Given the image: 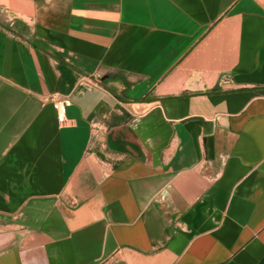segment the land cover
<instances>
[{"label":"crops","instance_id":"obj_1","mask_svg":"<svg viewBox=\"0 0 264 264\" xmlns=\"http://www.w3.org/2000/svg\"><path fill=\"white\" fill-rule=\"evenodd\" d=\"M0 264H264V0H0Z\"/></svg>","mask_w":264,"mask_h":264},{"label":"built area","instance_id":"obj_2","mask_svg":"<svg viewBox=\"0 0 264 264\" xmlns=\"http://www.w3.org/2000/svg\"><path fill=\"white\" fill-rule=\"evenodd\" d=\"M53 108L57 114V120L60 125L66 121V111L72 106V101L68 97H54L51 99ZM94 125H98L94 123Z\"/></svg>","mask_w":264,"mask_h":264}]
</instances>
